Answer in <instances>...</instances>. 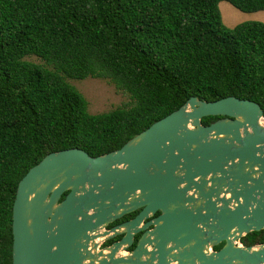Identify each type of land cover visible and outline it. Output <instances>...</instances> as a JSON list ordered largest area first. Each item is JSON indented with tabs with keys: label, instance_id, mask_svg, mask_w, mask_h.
I'll return each mask as SVG.
<instances>
[{
	"label": "trees",
	"instance_id": "1",
	"mask_svg": "<svg viewBox=\"0 0 264 264\" xmlns=\"http://www.w3.org/2000/svg\"><path fill=\"white\" fill-rule=\"evenodd\" d=\"M221 2L264 11V0H0V264H12L17 185L48 154L119 150L191 97L248 100L264 114V23L228 28ZM86 78L128 104L89 113L69 83ZM240 243L264 244V230Z\"/></svg>",
	"mask_w": 264,
	"mask_h": 264
},
{
	"label": "water",
	"instance_id": "2",
	"mask_svg": "<svg viewBox=\"0 0 264 264\" xmlns=\"http://www.w3.org/2000/svg\"><path fill=\"white\" fill-rule=\"evenodd\" d=\"M262 230L263 110L191 97L119 150L53 152L31 168L12 207V264H264V244L236 245Z\"/></svg>",
	"mask_w": 264,
	"mask_h": 264
},
{
	"label": "rangeland",
	"instance_id": "3",
	"mask_svg": "<svg viewBox=\"0 0 264 264\" xmlns=\"http://www.w3.org/2000/svg\"><path fill=\"white\" fill-rule=\"evenodd\" d=\"M223 24L233 28L245 22H263L264 11L256 13H243L226 2L218 5ZM34 63H40L37 58H29ZM87 100L88 111L91 114L109 112L115 108L123 107L129 102L126 92L118 89L113 83L103 79L86 78L81 81H69Z\"/></svg>",
	"mask_w": 264,
	"mask_h": 264
},
{
	"label": "flooded vegetation",
	"instance_id": "4",
	"mask_svg": "<svg viewBox=\"0 0 264 264\" xmlns=\"http://www.w3.org/2000/svg\"><path fill=\"white\" fill-rule=\"evenodd\" d=\"M139 212L140 211L138 210V211H135V212H133V213H131L129 215L123 216L121 219L116 220L115 222L111 223L105 230L106 231H110L113 228L118 227V226H120V225H122V224H124V223H126V222H128V221H130L132 219H134L138 215ZM131 215H132V217H129V218L125 219V217L131 216ZM158 215H159V213H157L155 215V217L158 216ZM142 234H143V232H139L138 234H136L134 236V240H133L132 245L129 248H127L126 250H124L123 252H119L118 256L123 257V256H126L127 254L132 253L133 250L136 248V246L138 244V241H139L140 237L142 236ZM123 237H124V235L120 234V235H117L115 237L109 238V239L103 241V243L100 245L99 249H106V248L112 247V246H114V244L119 243L122 240ZM223 245L224 244L222 243L221 245L217 246V247H220L218 250H220L223 247ZM236 245L240 246L242 244L240 243V241H238L236 243ZM217 247H215V248H217ZM215 248H213V250L214 251H218V250H215Z\"/></svg>",
	"mask_w": 264,
	"mask_h": 264
}]
</instances>
